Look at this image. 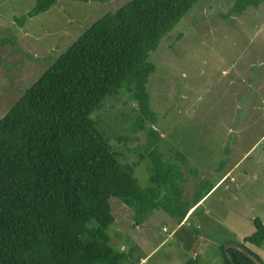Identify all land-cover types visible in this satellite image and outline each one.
I'll return each mask as SVG.
<instances>
[{
    "label": "rangeland",
    "instance_id": "374dc122",
    "mask_svg": "<svg viewBox=\"0 0 264 264\" xmlns=\"http://www.w3.org/2000/svg\"><path fill=\"white\" fill-rule=\"evenodd\" d=\"M128 1L56 0L44 13L30 17L35 0H0V118L96 20ZM260 1L258 7L235 14L231 10L236 0H197L149 54L155 70L146 91L162 131L160 152L167 160L179 153L185 164V182L177 184L180 201L191 205L201 194L205 198L177 234L174 194L139 225L130 209L110 199L114 222L107 235L113 249L126 250L123 264H137L144 257L141 264H219L222 245L242 244L254 232L253 219L264 223ZM118 94L117 99L106 97L91 118L106 130L123 161L139 163L134 175L144 186L148 163L138 162V153L147 141L148 122L137 130L131 121H118L135 109L126 88ZM245 245L264 262V241L260 247Z\"/></svg>",
    "mask_w": 264,
    "mask_h": 264
},
{
    "label": "trees",
    "instance_id": "16d2710c",
    "mask_svg": "<svg viewBox=\"0 0 264 264\" xmlns=\"http://www.w3.org/2000/svg\"><path fill=\"white\" fill-rule=\"evenodd\" d=\"M55 1L35 0L28 16ZM196 1L130 0L104 14L0 118V264H123L126 250L113 249L107 235L114 222L110 199L130 209L139 225L174 194L171 214L183 221L189 204L178 195L185 164L179 153L167 160L160 152L164 140L146 84L155 70L149 54ZM260 2L236 0L231 11L240 14ZM125 88L135 109L117 120L137 130L148 122L138 153V162L148 163L144 186L134 175L139 163L123 161L91 118L106 97L117 99ZM252 224L254 232L239 245L264 264L245 245L264 241V223L255 218ZM223 247L219 264H230ZM228 254L234 264H254L235 250Z\"/></svg>",
    "mask_w": 264,
    "mask_h": 264
},
{
    "label": "water",
    "instance_id": "95a60500",
    "mask_svg": "<svg viewBox=\"0 0 264 264\" xmlns=\"http://www.w3.org/2000/svg\"><path fill=\"white\" fill-rule=\"evenodd\" d=\"M229 249H232V250H235L241 254H243L244 256H246L247 258H249L254 264H261L260 261L255 258L247 249L243 248L242 246L238 245V244H227L225 247H224V253L226 254V257L228 258L230 264H234L231 256L228 254V250Z\"/></svg>",
    "mask_w": 264,
    "mask_h": 264
},
{
    "label": "crops",
    "instance_id": "0c3cea01",
    "mask_svg": "<svg viewBox=\"0 0 264 264\" xmlns=\"http://www.w3.org/2000/svg\"><path fill=\"white\" fill-rule=\"evenodd\" d=\"M230 172V171H229ZM229 172H227V173H225L224 175H222V177L217 181V184L218 183H220L224 178H226V176L228 175V173ZM216 184V185H217ZM213 186H215V184L213 185ZM205 198V197H204ZM203 198V199H204ZM202 199V200H203ZM193 200H195V199H193ZM202 200L201 201H199V202H197L195 205H194V203L193 204H191V205H189V210L187 211V213L185 214V217H184V221H186L188 218H189V216L191 215V214H193V212H195L197 209H198V207H199V205H200V203L202 202ZM198 205V206H197ZM191 210V211H190ZM184 221H177L176 222V224H175V227H174V231H173V233L175 232V234H177V232L179 231V229H180V227L183 225H181V226H179L182 222H184ZM174 234V235H175ZM170 236V235H169ZM180 246H182V243H181V241L178 243ZM149 256V255H148ZM144 261V259H142L141 261H140V264L142 263Z\"/></svg>",
    "mask_w": 264,
    "mask_h": 264
},
{
    "label": "clouds",
    "instance_id": "9594fccd",
    "mask_svg": "<svg viewBox=\"0 0 264 264\" xmlns=\"http://www.w3.org/2000/svg\"><path fill=\"white\" fill-rule=\"evenodd\" d=\"M264 138V137H263ZM263 138L262 139H260V140H262L263 141ZM171 235V234H170Z\"/></svg>",
    "mask_w": 264,
    "mask_h": 264
}]
</instances>
